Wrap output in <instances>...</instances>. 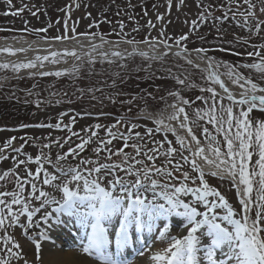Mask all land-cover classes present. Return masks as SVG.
<instances>
[{"label":"snow or ice","instance_id":"snow-or-ice-1","mask_svg":"<svg viewBox=\"0 0 264 264\" xmlns=\"http://www.w3.org/2000/svg\"><path fill=\"white\" fill-rule=\"evenodd\" d=\"M192 2L197 9L194 18L185 14L183 24L187 31L176 36L167 32V26L173 23L169 16L174 10L189 8L187 0L153 4L155 21L160 22V27L149 18L145 25L132 31L146 27L156 29L158 34L149 33L139 41L128 38L123 21L118 22L120 32L115 33L119 37L116 41L107 40L106 34L77 31L80 20L85 18L91 21L89 28L111 23L106 17L97 20L91 12L73 21L74 11L94 7L82 0H67L58 9L64 15L55 24L23 29L44 33L46 43L75 41L87 51L81 55L75 47L55 50L49 44L47 54L0 62V69H10L17 75L28 70L33 78L71 77L75 81L80 78L84 63L91 75L100 74L96 72L97 64L115 66L120 71L110 79L116 87L131 78L130 62L139 58L141 63L136 72L146 71L147 76L136 79L171 81L167 95L173 103L167 105L165 111H170L166 116L161 112L148 117L156 127L147 128L143 135L136 131L141 125L124 116L110 126L96 123L83 129L85 136L72 130L76 116L64 123L68 112H61L55 124H21L22 128L66 130L69 135L49 138L35 156L24 152V145L15 147L16 137L0 146V161H13L11 168L0 171V264H126L122 257L142 239L138 264H264V0H226L219 5L225 9L221 16H215L212 5H206L204 0ZM4 3L8 8L5 16H21L28 11L36 17L44 11L23 0L19 8H14L13 0ZM129 7H135L130 0ZM144 16H148L147 9ZM230 16L233 20L239 16L242 23L237 20V26L248 33L233 34V40L245 50L225 48V44L233 41L226 40L220 28L215 29V39L220 41L215 50L233 51L237 56L249 57V62L228 64L209 55L207 47H189L193 36L202 44L207 43L199 30L210 17L213 23H224ZM57 25L59 34L48 37L49 29ZM97 40L98 43L94 42ZM28 51L29 48L23 47H0V53L11 56ZM173 57L198 69L200 79L205 82L200 91L207 95L197 96L196 100L207 107L195 111L196 120L186 110L193 102L182 95L183 88L195 84L191 74L173 71L183 68L180 63L169 64ZM69 58L79 63L71 69L45 70L46 64L67 63ZM157 64L159 67H154ZM78 91V99L89 96L96 100L95 93H102L103 88L92 86ZM143 93L123 99L122 90L114 95L110 92L107 97L102 95L99 102L106 98L112 104L131 106L146 97L155 99L151 92L143 90ZM26 95L32 97L34 93L28 91ZM62 95L72 103L67 91ZM49 96L61 94L50 92ZM63 102L62 98L55 99L57 105ZM24 103H35L39 108L45 101L25 99ZM47 103L51 104V99ZM128 113H132L131 107ZM205 120L211 130L200 124ZM194 127L201 130L199 136ZM100 130L105 131V137L99 136ZM156 133H163L160 140L155 139ZM169 133L174 140L168 138ZM74 137L78 143L73 141ZM114 141L120 146L116 147ZM92 143L96 144L93 151L97 159L81 158L80 154ZM9 150L16 155L9 157ZM101 153L105 154L103 162L99 158ZM210 178L230 185L235 193V206L220 188L210 183ZM69 222L78 227L76 235L69 233L71 244L66 249L63 243H58L60 235L54 230ZM146 233H158L153 240H158L159 246L149 245Z\"/></svg>","mask_w":264,"mask_h":264},{"label":"rangeland","instance_id":"rangeland-1","mask_svg":"<svg viewBox=\"0 0 264 264\" xmlns=\"http://www.w3.org/2000/svg\"><path fill=\"white\" fill-rule=\"evenodd\" d=\"M67 0H23V3L29 5H36L41 7L44 11L38 13L36 17L32 16L30 12L25 11L21 16H5L3 13L8 10L7 5L4 3V0H0V39H12L15 37H29L32 39L40 38L45 36L44 33L36 34L30 32H24L23 29L27 28H41L46 27L48 23L55 24V21L62 17L64 13L58 11L59 8H62ZM80 2V0H77ZM83 4H91L94 7L81 8L72 13L73 21L79 19L82 16L86 15V12H91L92 16L97 20H103L105 17L111 23H101L98 28H89L88 25L91 22L89 19L85 18L80 20V23L77 27L79 32H96L101 34H106L105 38L108 39H119L115 34L120 32L118 27V22L123 21L125 24L124 32L128 33V38H135L137 41L144 39L145 36H148L149 33L151 36H156V29L141 28L139 32H133L132 29L138 25H145L147 19L151 18L154 22L157 23V27H160V22L155 21V10L152 8L153 4L161 3V0H130L131 4L135 7H129V0H115V3H112V0H82ZM226 2V0H204V3L212 5V11L215 16H221L225 9L219 7L221 3ZM189 8H186L183 12H176L175 10L169 16V19L173 23L167 26V32L169 35L176 36L181 34L182 31H187V28L179 26L177 23L181 18L185 20L187 18H194V13L197 11L195 4L192 0H187ZM14 8L21 7V0H13ZM144 9H147L148 16H144ZM202 10V9H201ZM242 10V9H241ZM35 11V8H33ZM46 11L47 14H44ZM187 11V12H186ZM235 11V9H233ZM119 13V15H117ZM134 17L130 20L129 17ZM179 17V19H177ZM237 20H242L237 16ZM237 20L231 19L229 17L228 21L224 23L215 22L213 23L212 18H209V22L206 25H203L199 30V35H203L207 39V43H201L196 39L195 36L192 37V41L189 44V47H207L210 49L209 55L215 57L217 61L226 62L228 64H242L250 61V58L247 56H237L233 51H224L220 52L215 50L220 45V41L215 39L217 33L216 28H220L226 40L233 41L232 44H225L224 47L233 50L244 51L243 47H240L234 40L233 34L247 36L248 33L246 30L237 26ZM27 21V24L25 23ZM60 26L57 25L53 28H50L46 34L48 37L55 36L58 33L57 28ZM254 42L259 43V40L255 38ZM171 42V41H170ZM247 47V46H245ZM248 50H251L248 48ZM79 63L69 58L67 63L61 61L59 66L62 65L64 68L71 69L74 64ZM141 63L140 59L137 58L135 63L130 62L131 78H126V83L123 85H118L116 87L112 86V79L110 77L113 73L120 71L115 66H101L96 65V72L100 73L99 75L89 74V69L87 63H84L81 68L80 78L73 81L71 77H31L22 70L19 75L14 74L10 69L4 70L0 69V146L3 145V142L8 140L11 137H16L14 141L15 147H20L24 145V152L35 156L40 148H42L44 143L49 142V138L55 137H65L69 133L57 129H39L34 127L22 128L21 124H37V123H52L55 124L59 118L61 112H68V116L64 117V123H69V119L72 116H76V122L72 125V130L79 132L81 136H85L83 129H87L90 126L100 123L102 125L110 126L117 119H120L121 116L128 115V108L132 109L137 108L140 110L138 115L133 116L130 119L132 122H135L141 125L140 128H137L136 131L143 133L147 128H155L156 125L153 119H149V116L156 117L161 112L165 115V109L167 105L173 103L172 98L168 97L167 90H170L171 81L168 80H147L140 79L137 80L136 77H146L147 72L141 71L136 72V67ZM171 63H180L183 64L182 69L173 68L174 72L180 74L183 72L184 75L191 74V80L195 84L194 87H188L182 89V95L192 101L193 103L186 108L189 113V116L192 120H196L195 111L198 108H206L207 105H203L201 101L196 100L197 96L207 95V93H202L200 88L205 86V82L200 79V72L198 69H195L192 66L187 65L183 61H176V58L173 57L169 64ZM158 68L159 65H154ZM61 68V69H64ZM157 75L160 73L157 72ZM123 75V73H122ZM35 85V87H33ZM95 86L96 88H103V92H96V100H92L89 96H85L83 99H78L79 89H87L89 87ZM159 86V90H158ZM123 91L125 94L123 99H128L129 95L141 94L143 95V90L151 92L155 99L151 97H146L145 100H140L135 104L129 106L127 104L121 106L120 103L112 104L108 99H104L103 103H100V98L107 97L111 92L113 95L117 91ZM32 91L34 95L28 97L26 93ZM67 91L69 96L72 99V103H68V98L63 97V93ZM50 92H59L60 97H50ZM14 94V95H13ZM38 94V95H36ZM11 97V98H10ZM19 98L18 100L16 98ZM163 97V99H161ZM62 98L63 103L57 105L55 99ZM25 99L34 101L36 99H43L44 104H41L39 108L36 107L35 103L25 104ZM51 99L52 103L49 104L47 101ZM147 105V106H146ZM101 112L108 113L109 115H100ZM79 113V115H77ZM84 113H91V115H84ZM200 124L203 126H208L211 130V126L205 121H200ZM115 131V130H114ZM120 131H124L123 128ZM182 131V130H181ZM196 134L200 135V129L194 127ZM100 137H105L106 133L104 130H100ZM163 136V133H156L155 139L160 140ZM23 138V139H22ZM168 138L174 140V137L171 133L168 134ZM25 139L28 140V143L25 144ZM73 141L78 143L79 141L74 137ZM131 143V141H130ZM116 147L120 146V143L114 141ZM149 145L151 146L150 142ZM74 146V145H73ZM96 147L95 143L89 145L84 153L80 154L81 158H88L95 160L97 159V154L93 151ZM67 146L65 147L66 150ZM56 150L53 149V152ZM126 151H131V149H126ZM9 157L15 156L16 153L9 150L7 152ZM104 153L100 154V159L104 161ZM21 159L24 157L21 156ZM159 162V161H158ZM78 163V161H77ZM13 161L11 159L0 161V171L11 168ZM34 167V165L32 166ZM210 183L224 192L229 201L232 202L235 206V193L230 190V185L226 181H221L217 178H210ZM39 216V214H38Z\"/></svg>","mask_w":264,"mask_h":264},{"label":"bare ground","instance_id":"bare-ground-1","mask_svg":"<svg viewBox=\"0 0 264 264\" xmlns=\"http://www.w3.org/2000/svg\"><path fill=\"white\" fill-rule=\"evenodd\" d=\"M161 5H163L164 0H161ZM160 11L163 12L164 8L161 7ZM184 12L185 9H182L180 12ZM187 12V11H186ZM184 19L181 18L179 20V22L177 23L179 26L184 27L183 24ZM81 42L84 44H87L88 41H84L82 38ZM115 41V40H113ZM98 43L97 41H94ZM49 44H51V48L55 49V50H62L63 48H77L78 51H80V53L83 55L84 51H87V48L84 49H80L79 44H77L75 41H66L63 43L60 42H50V43H46V42H33L31 41V39L29 37H15L13 39H0V47H4V46H11L14 48H29V51L25 54V53H18L15 56H11L8 54H3L0 53V62H5V61H11V62H17L19 60H24L25 58H33L36 54H40V55H45L47 54V51L49 50ZM125 45H122V47H124ZM141 47H144L143 45H141ZM50 67H56V65H51V64H46L45 68H50ZM167 111H170V109H168ZM167 111L165 112V116L167 115ZM166 123H168V121H165ZM150 195V194H149ZM54 207V206H53ZM174 219H178V218H174ZM54 222V220H53ZM160 223L159 221L157 222V227H160ZM42 227H46L44 225H42ZM76 227L78 226H74L71 224V222H69L68 225L63 226L62 228H58L55 229L54 231L59 232L60 235V239L58 241V243H63L64 247L67 249L69 247V245L71 244V235H76ZM175 231V229H174ZM69 233H71V235H69ZM80 235H83V230H81ZM146 235L148 236L149 239H151V242L148 243L149 245L152 246H159V241L153 240V236L158 235V233H146ZM143 240V239H142ZM139 248V247H137ZM130 250V254H132V252H136V245H134L132 248L129 249ZM128 250V251H129ZM45 256L47 257V252L45 253ZM123 258H127L126 256H123ZM140 260V257L137 255H135L132 260L130 261H126V264H138V261Z\"/></svg>","mask_w":264,"mask_h":264}]
</instances>
